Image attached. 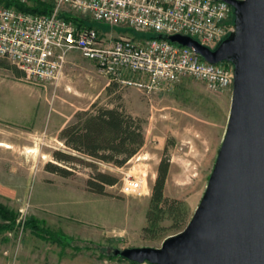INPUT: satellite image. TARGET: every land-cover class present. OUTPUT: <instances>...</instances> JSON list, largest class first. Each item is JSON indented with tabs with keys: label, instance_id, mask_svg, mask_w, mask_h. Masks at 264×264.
Here are the masks:
<instances>
[{
	"label": "rangeland",
	"instance_id": "374dc122",
	"mask_svg": "<svg viewBox=\"0 0 264 264\" xmlns=\"http://www.w3.org/2000/svg\"><path fill=\"white\" fill-rule=\"evenodd\" d=\"M96 25L100 33L104 32L101 27L105 30L101 36L106 42L119 35L146 36L130 28ZM110 83L77 50L67 53L61 72L45 87L27 82L13 63L0 57V91L9 96L6 105L12 108L7 119L0 118V142L10 146H0V202L16 211L20 223L11 232H0V264H133L110 258L113 249L159 247L189 221L215 162L231 90L211 92L201 81L184 76L172 89L148 97L133 86L117 85L107 92ZM33 99L34 119L23 120L27 115L20 108L30 106ZM93 102L117 105L144 121V144L132 158L120 167L98 164L118 178L116 184L105 187L106 195L86 189L88 167L79 166L69 177L44 170L52 160V150L67 151L51 126L45 130L48 120L68 118L69 112L87 109ZM165 158L169 167L163 194L183 202L186 218L179 228L166 218L163 228L147 233L143 227L151 187L157 166ZM128 175L144 180L140 195L119 191ZM29 216L44 221L69 244L60 246L33 235L23 228ZM75 245L82 249L76 252Z\"/></svg>",
	"mask_w": 264,
	"mask_h": 264
},
{
	"label": "built area",
	"instance_id": "2783aa9c",
	"mask_svg": "<svg viewBox=\"0 0 264 264\" xmlns=\"http://www.w3.org/2000/svg\"><path fill=\"white\" fill-rule=\"evenodd\" d=\"M29 3L30 0H18ZM48 13L20 11L0 3V57L8 59L32 84L45 87L59 75L69 51L77 50L97 71L118 85L152 96L168 91L184 76L211 92L232 89V66L210 63L193 48L169 41L190 36L214 49L233 31V9L221 0H39ZM130 28L154 37L119 35L106 42L94 26L76 21ZM143 179L129 175L119 191L140 195Z\"/></svg>",
	"mask_w": 264,
	"mask_h": 264
},
{
	"label": "water",
	"instance_id": "95a60500",
	"mask_svg": "<svg viewBox=\"0 0 264 264\" xmlns=\"http://www.w3.org/2000/svg\"><path fill=\"white\" fill-rule=\"evenodd\" d=\"M233 31L210 49L190 36L171 42L232 66L226 125L205 189L185 227L159 247L114 248L150 264H264V0H221Z\"/></svg>",
	"mask_w": 264,
	"mask_h": 264
},
{
	"label": "trees",
	"instance_id": "16d2710c",
	"mask_svg": "<svg viewBox=\"0 0 264 264\" xmlns=\"http://www.w3.org/2000/svg\"><path fill=\"white\" fill-rule=\"evenodd\" d=\"M0 3L32 13H48L51 9L50 3L39 0H30L29 3H20L18 0H0ZM72 18L77 26H94L99 29L94 22ZM146 37H154V35L146 34ZM223 63L229 65L227 62ZM117 85L116 82H111L106 91L110 92ZM143 122L141 118L127 113L117 105L110 107L93 102L87 109L75 111L71 121L59 131L57 138L64 144L67 151L52 150V160L45 163L44 170L61 177H69L79 166L88 167L91 172L85 180L86 189L95 194L106 195L105 187L116 184L118 178L110 172L102 171L98 164L105 163L120 167L132 158L144 144ZM168 167L167 158L162 159L157 166L149 205L145 213L144 232L154 233L163 228L161 222L166 218L172 219L174 228H179V224L185 221L186 213L183 202L169 200L163 194ZM16 218V211L0 202V232L8 233L16 229L20 224ZM23 228L30 230L33 235L43 241L53 242L60 246L69 244L68 241L56 235V232L51 231L44 221H39L34 216L26 218ZM72 249L79 252L82 247L75 245ZM115 257L126 260L113 253L110 256V258ZM129 262L137 264L133 261Z\"/></svg>",
	"mask_w": 264,
	"mask_h": 264
},
{
	"label": "crops",
	"instance_id": "0c3cea01",
	"mask_svg": "<svg viewBox=\"0 0 264 264\" xmlns=\"http://www.w3.org/2000/svg\"><path fill=\"white\" fill-rule=\"evenodd\" d=\"M102 26V25H101ZM104 27V25H103ZM101 29L104 31V29L101 27ZM9 96H5L1 93L0 91V118L2 119H5L6 116H8L7 112L8 111H11L12 108H10L9 106L6 105V103L8 102V99ZM34 108H35V101L33 99V102L30 104V106L28 107H24L23 109L20 108V111L23 112V114L26 116L23 120H27V121H30V120H33L34 119ZM75 110L71 111L68 113V118H66L67 116L65 117H57L56 120H54L53 122H50V120H48L47 124H46V127H45V130L46 128L49 126H51V130H52V133L54 135V137H57L59 131L69 122L71 121L72 119V116L74 114ZM5 117V118H4ZM7 119V118H6ZM34 129H37V128H34ZM42 129V128H41ZM50 130V129H49ZM58 139V138H57ZM59 143L60 145L64 146V144L59 140ZM65 147V146H64Z\"/></svg>",
	"mask_w": 264,
	"mask_h": 264
},
{
	"label": "bare ground",
	"instance_id": "6f19581e",
	"mask_svg": "<svg viewBox=\"0 0 264 264\" xmlns=\"http://www.w3.org/2000/svg\"><path fill=\"white\" fill-rule=\"evenodd\" d=\"M0 146H4V147H7V148L10 147L9 144H5V143H2V142H0Z\"/></svg>",
	"mask_w": 264,
	"mask_h": 264
}]
</instances>
